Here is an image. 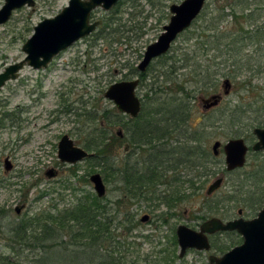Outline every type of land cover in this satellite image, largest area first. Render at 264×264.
Instances as JSON below:
<instances>
[{"label":"rangeland","instance_id":"374dc122","mask_svg":"<svg viewBox=\"0 0 264 264\" xmlns=\"http://www.w3.org/2000/svg\"><path fill=\"white\" fill-rule=\"evenodd\" d=\"M153 1L154 5L150 0H135L134 4L132 0H125L107 11L96 9L92 18L106 20V30H114V35L109 37L112 40L97 37L99 34L95 32L62 51L46 68L36 70L26 65L17 79L7 82L0 90V210L5 212L7 223L37 215L57 217L67 208L74 207L78 199L88 192L97 195L90 176L98 172L104 179L102 167L87 160L76 164L61 161L58 143L63 135L68 134L75 145L84 148L82 141L96 126V121L90 116L93 113L101 116L105 111H117L113 101L105 97L106 90L117 81L136 77L130 72L141 61L146 47L158 38L164 25L169 23L170 6L183 0ZM232 1L237 2L207 0L203 15L178 36L169 53L179 54L180 59L183 53H187L196 56L202 67L210 65V79L218 83V92L215 94L223 96L220 104L212 108L214 110L205 109L202 99L213 94L204 95L190 90L194 96L190 100V129H201L199 136L211 152L217 140L225 143L231 138H244L250 146L247 162L242 168L228 171L221 150L217 156L222 162L209 163L210 172L206 176L195 177L190 167L178 165L173 177H169L172 171H168L170 185L165 183L167 176L161 181L144 182L143 187L147 186L148 191L145 188L143 193L133 191V198L127 189L129 184L122 182V178H117L116 174L108 173V180L104 179V201L112 205V201L123 197L125 193L130 195L127 200L130 203L120 208L121 213L116 215L110 226L114 235L112 242L118 254L124 257L125 264H211L209 256H222L241 244V234L237 231H229V235H222V231L216 232L211 235L214 243L210 250L192 248L181 257L177 227L185 224L198 230L211 217H219L224 221L239 216L250 219L257 216L264 205H258V201L264 197V150L251 149L257 140L253 129L264 127V40H261L256 30L262 26L264 31V0H243V5L236 7V13H243L240 20L252 30L253 35L250 36L253 37L251 40L249 36L242 37L238 43L241 51L239 55L215 58L214 49L206 53L197 44V34L202 36L200 40H204L205 31L209 34L217 31L214 27L211 31L207 30L205 21L217 16L218 12L228 14L223 17L218 30L228 29L230 32L221 38V42H232L238 30L235 26L238 24L234 23L231 16ZM68 3L69 0H36L34 7L24 6L14 11L11 19L0 25V72L26 56L22 47L33 34L34 27L43 19L60 13ZM3 4L4 0H0V8ZM253 11L256 12L247 17ZM208 46H213V43H208ZM234 62L240 67L236 68ZM162 64V59H155L147 79L138 86L136 93L143 101L146 100L148 85L155 81L153 75H157L160 70L167 71L168 68H162ZM248 65L251 67L247 68ZM192 67L180 68L178 77L175 74L170 77H176L179 81L186 77V87L193 89L197 85L193 82L196 76L191 74L188 77ZM226 79L231 82L227 95L224 94ZM163 80V76H159V83ZM120 119L121 123L128 122L125 116ZM103 122L108 128L111 127L113 133L112 152L118 168L126 158L130 162H141L145 158V151L132 146L125 124L116 122L110 125L105 120ZM6 158L13 164L9 172L5 171ZM50 169L56 172L54 177L46 175ZM220 177H223L221 187L208 195L209 185ZM241 209L242 215L239 214ZM126 212L135 215L138 221L135 227H130L124 219ZM203 214L207 216L206 219L201 218ZM146 215L148 219L143 221ZM6 238L0 229V253L14 256L19 264H36L37 258L47 251L46 254L53 257L51 264H92L90 261H73L74 254L81 251V247L73 240L69 247L56 244L48 248L46 245L43 251L38 246H7ZM68 238L70 236L64 239ZM65 255L69 263L62 258Z\"/></svg>","mask_w":264,"mask_h":264},{"label":"trees","instance_id":"16d2710c","mask_svg":"<svg viewBox=\"0 0 264 264\" xmlns=\"http://www.w3.org/2000/svg\"><path fill=\"white\" fill-rule=\"evenodd\" d=\"M124 1L125 0H120L118 4H122ZM217 1L219 2L222 0ZM235 1L237 2L232 1L233 4H230L232 10L231 16L234 23L238 24L235 25L238 30L231 43L226 42L222 44L221 42V38H225L230 33L228 29L218 30L220 23L224 20L223 17L228 15L226 13L218 12L217 16L209 18L211 20L206 19L207 30L211 31L213 27L217 29L214 33L211 32L213 34H209V32L204 30L206 37L204 40H200L202 36L197 34L198 47H202L206 53L208 50L214 49L215 58L225 55L229 56L230 54L239 55L241 51L238 47V43L241 42L242 37H250L252 35V30L246 28L240 20L241 17H243V13H236L237 5L242 6L243 0ZM153 2V0H150V3L154 5ZM131 3L134 4L136 2L132 0ZM235 3L237 4L235 5ZM255 12L256 11L251 12L247 17H251ZM201 15H203V12ZM108 25L111 27V22H109ZM106 27V24L102 27L98 35L99 37L107 38L110 35H114V30L107 32ZM256 30L259 33L258 35H261V40H264L262 26H258ZM198 31L200 32V30ZM201 31H203V28ZM106 32L109 35L106 36ZM252 38L250 37V40ZM259 40L260 38L258 39V43H260ZM208 43L209 45L213 43V46H208ZM160 59H162L163 63L162 68L168 69L167 71L160 70L157 75H153L155 81L148 85L146 100L143 101L140 114L132 118L118 110H113V112L105 111L101 116L93 113L90 117L96 121V126L87 134L86 139L82 141L86 150L94 152L92 156L87 157L85 160L100 165L106 181L108 180V173L116 174L118 176L117 178H122V182H127L129 184V188L127 189L129 193H131V196L125 193L123 197L112 201V206L111 203L109 204L104 201L105 196L100 198L96 194L88 192L83 198L78 199L74 207L67 208L57 217L50 214L47 216L37 215L32 218L18 220L16 223H7L5 212L0 210V229L3 230L7 237L6 239H8L7 246H14V244L38 246L44 251L46 245H48V248L56 244L69 247V243L75 241L78 246L81 247V251L74 254V262L86 263L90 261L92 264H125L124 257L122 254H118L119 251L116 250V246H114L112 242L114 235L111 232L110 226L114 218H116V215L121 213L120 208L130 203V201H127L128 197H134L132 194L133 191L139 190L143 193V188L148 191L147 186L143 187L144 182L148 184L156 180L161 181L166 176L168 179L165 183L170 185L171 180L169 177H173L178 165L190 167L191 170L194 171V176L196 177L206 176L210 172L207 166L209 163L216 164L218 161L220 163L222 162L219 157L214 155L202 142L199 136V131H201V129L194 127L190 129L192 126L189 124L192 111L190 100L194 97L192 91L196 90L202 92L204 95L218 92V83L216 84L213 82L212 78L210 79L209 73L211 72V66L207 65L202 67L203 64L196 60V56L193 57L187 53H183V57L180 59L179 54H171L168 52L161 56ZM193 60L195 61L194 64L192 63ZM180 61L181 64H178ZM234 63L237 65V62ZM189 65H191V67L193 66V69H191L188 77L191 74L193 77L196 76V80L193 79V82H196L197 85L193 89L186 87V83H188V80L186 81V79H184L186 77L180 81L176 77H170V75L174 74L178 77V70L180 68L188 69ZM216 65L219 66V63H216ZM150 66L147 71L143 73H138L137 67H133V71L130 72V74L138 73L141 76L142 82H144L149 74ZM235 67L239 68L240 66L237 65ZM246 67L250 68L251 66L248 65ZM167 72L169 75H166ZM159 76H163L164 78L161 83H159ZM233 77L235 78L236 76ZM173 82L177 84H173ZM190 90L192 91L190 92ZM149 101L151 102L150 105ZM112 114L116 117H113ZM124 116L128 118V122L121 123L122 119L120 118ZM114 118L118 120L115 121ZM104 120L108 124L110 123V125L116 122L125 124L131 136V143L134 149H142V151H145V158L141 162H130L129 159L126 158L122 166L118 168L116 165V158L112 152L113 147L111 139L113 133L111 127L108 128V126L104 125ZM209 126H211V124ZM138 153L139 152H136V154ZM169 170L172 171V175L168 177ZM162 182L164 183V180ZM258 202V205L261 207L262 203L264 204V197ZM114 207H116V209ZM206 217L205 214L201 216L202 219H206ZM1 219L4 221H1ZM124 219L129 222L130 227H135L138 224V221L135 220V215L131 214V212H126ZM221 233L222 235H229L231 232ZM66 235L70 236L68 240L64 239L68 237ZM78 241L81 242L78 243ZM213 243L214 237H212V245ZM220 248L223 250L222 247ZM47 252H44L37 258L36 264H51L50 262L53 257H49L48 254H46ZM62 258L65 260L68 257L65 255ZM67 260L69 263V259ZM0 264L19 263L15 260L14 256L0 253ZM149 264L161 263L152 262Z\"/></svg>","mask_w":264,"mask_h":264},{"label":"water","instance_id":"95a60500","mask_svg":"<svg viewBox=\"0 0 264 264\" xmlns=\"http://www.w3.org/2000/svg\"><path fill=\"white\" fill-rule=\"evenodd\" d=\"M119 0H69L60 13L54 17L45 18L35 27L33 34L26 40L22 49L26 56L17 62L8 65L0 72V90L7 82L19 77L20 71L27 65L40 70L48 67L53 59L83 37L91 34L100 24L101 20L91 22V12L98 7L105 10L112 9ZM206 0H183L170 6L171 17L164 26V31L158 39L149 44L138 69L144 72L151 62L166 54L179 34L188 29L195 19L201 14ZM36 0H4L0 8V25L8 22L14 11L24 7H34ZM139 79L122 80L115 82L105 92V97L113 101L117 109L131 117H137L142 110L141 99L136 94ZM224 94L230 93V80L224 81ZM222 99V94H214L203 99L204 108L210 109L217 106ZM257 140L251 146L253 151L264 150V127L253 129ZM121 134V132H120ZM223 150L226 169L232 171L244 167L250 146L244 138H231L225 143L217 140L212 145L214 155H219ZM85 148L77 146L68 134L62 136L58 143V157L61 161L76 164L92 156ZM13 164L9 158L5 159V171L12 170ZM48 177H54L56 172L50 169ZM98 197L106 195V184L101 173L90 176ZM223 177L216 179L207 189L210 195L221 187ZM242 210L239 211L241 215ZM148 216L142 218L147 220ZM219 231H237L241 234L243 242L222 256L210 255L211 264H264V205L257 216L246 219L239 216L235 219L224 221L219 217L205 220L200 228L193 229L185 224L177 227L180 256L183 257L188 249L210 250L209 235Z\"/></svg>","mask_w":264,"mask_h":264},{"label":"flooded vegetation","instance_id":"af4514ba","mask_svg":"<svg viewBox=\"0 0 264 264\" xmlns=\"http://www.w3.org/2000/svg\"><path fill=\"white\" fill-rule=\"evenodd\" d=\"M119 1H120V0H119ZM206 1H207V0H206ZM205 5H206V3H205ZM204 7H205V6H204ZM98 8H102V7H98ZM98 8H97V9H98ZM102 9H103V8H102ZM95 10H96V9H95ZM95 10H93V11L91 12V22H94V21H96V20H101L102 22H101V24H100V25H99V26H98V27H97V28H96L91 34H89L88 36L94 34L95 32L99 34V33L101 32V30H102V27H103V26L105 25V23H106V20L103 19V18H102V19H96V20L92 18V13H93ZM104 10H105V9H104ZM106 11H107V10H106ZM202 12H203V11H202ZM171 15H172V14H171ZM200 15H201V14H200ZM200 15H199V16H200ZM199 16L195 19V21L199 18ZM195 21H194V22H195ZM194 22H193V23H194ZM193 23H192V24H193ZM165 25H166V24H165ZM165 25H164V26H165ZM186 30H187V29H186ZM186 30H185V31H186ZM106 31L109 32V30H106ZM163 31H164V27H163ZM163 31H162V32H163ZM162 32H161V33H162ZM182 33H183V32H182ZM107 35H108V34H106V36H107ZM179 35H180V34H179ZM179 35H178V36H179ZM110 36H112V35H110ZM110 36H108V37L105 38V39L108 40ZM159 36H160V35H159ZM159 36H158V37H159ZM86 37H87V36H86ZM97 37H99V36H97ZM83 38H85V37H83ZM83 38H82V39H83ZM102 38H103V37H102ZM177 38H178V37H177ZM177 38H176V39H177ZM112 39H113V38H112ZM112 39L110 38L109 40H112ZM157 39H158V38H157ZM157 39H156V40H157ZM80 40H81V39H80ZM156 40H155V41H156ZM155 41H154V42H155ZM175 41H176V40H175ZM175 41H174V42H175ZM174 42H173V43H174ZM152 43H153V42H152ZM173 43H172V45H173ZM150 44H151V43H150ZM172 45H171V47H170V49H169L168 52H170V50H171V48H172ZM147 47H148V46H147ZM147 47H146V49H147ZM145 51H146V50H145ZM145 51H144V52H145ZM144 52H143V55H142V59H143V57H144ZM168 52H167V53H168ZM167 53H166V54H167ZM164 55H165V54H164ZM162 56H163V55H162ZM160 57H161V56H160ZM160 57H158V58H160ZM158 58H156V59H158ZM142 59H141V60H142ZM53 60H54V59H53ZM154 60H155V59H154ZM154 60H153V61H154ZM153 61H152V62H153ZM152 62H151V63H152ZM139 63H140V62H139ZM138 65H139V64H138ZM138 65L136 66V67H137V70H138V73H143V72L139 71V69H138ZM150 65H151V64H150ZM150 65H149V66H150ZM149 66H148V67H149ZM147 69H148V68H147ZM147 69H146L144 72H146ZM138 73L136 74V77H135L134 79H136V78L139 79V83H138V86H139V85L142 83V80H141V76H140ZM128 80H132V79H128ZM226 80H227V79H226ZM121 81H122V80H121ZM224 81H225V80H224ZM117 82H118V81H117ZM230 84H231V82H230ZM138 86H137V89H138ZM137 89H136V91H137ZM136 94H137V93H136ZM214 94H215V93H214ZM214 94H213V95H214ZM211 95H212V94H211ZM138 97H139V96H138ZM222 97H223V96H222ZM139 98H140V97H139ZM140 99H141V98H140ZM204 99H205V98H204ZM202 100H203V99H202ZM141 102H142V106H143V100H142V99H141ZM202 102L204 103V101H202ZM220 102H221V101H220ZM219 104H220V103H219ZM219 104H218V105H219ZM115 107H116V106H115ZM215 107H216V106H215ZM212 108H214V107H212ZM212 108H210V109H212ZM116 109H117V107H116ZM117 110H118V109H117ZM118 111H119V110H118ZM126 115H127V114H126ZM129 116H130V115H129ZM130 117H131V116H130ZM132 118H135V117H132ZM120 136H121V134H120ZM121 137H122V136H121ZM61 138H62V137H61ZM127 147H129V145H127ZM241 210H242V209H241ZM242 211H243V210H242ZM242 213H243V212H242ZM242 213H241V215H242ZM222 232H224V231H222ZM209 240H210V243H211V245H212L211 235H209Z\"/></svg>","mask_w":264,"mask_h":264},{"label":"bare ground","instance_id":"6f19581e","mask_svg":"<svg viewBox=\"0 0 264 264\" xmlns=\"http://www.w3.org/2000/svg\"><path fill=\"white\" fill-rule=\"evenodd\" d=\"M88 151V150H87ZM89 152V151H88ZM90 153H94V152H90Z\"/></svg>","mask_w":264,"mask_h":264}]
</instances>
